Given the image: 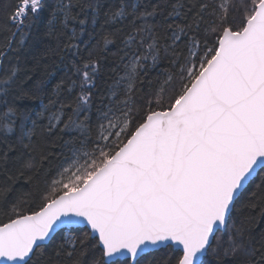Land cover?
Returning <instances> with one entry per match:
<instances>
[{
  "label": "snow or ice",
  "instance_id": "6c2138e0",
  "mask_svg": "<svg viewBox=\"0 0 264 264\" xmlns=\"http://www.w3.org/2000/svg\"><path fill=\"white\" fill-rule=\"evenodd\" d=\"M0 264H264V0H0Z\"/></svg>",
  "mask_w": 264,
  "mask_h": 264
}]
</instances>
